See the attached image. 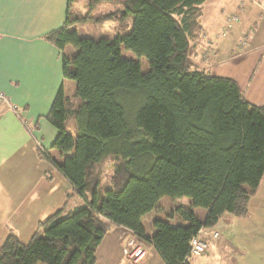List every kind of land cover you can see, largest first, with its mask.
<instances>
[{
    "label": "trees",
    "instance_id": "16d2710c",
    "mask_svg": "<svg viewBox=\"0 0 264 264\" xmlns=\"http://www.w3.org/2000/svg\"><path fill=\"white\" fill-rule=\"evenodd\" d=\"M206 1L121 0V9L102 13L101 4L113 1L90 0L87 15L71 18L67 0L64 23L43 39L76 51L61 62L78 104L60 90L46 116L57 133L50 151L60 160L37 150L70 190L27 243L7 234L0 264H95L115 227L152 246L164 264H188L197 258L189 259L191 241L204 230L225 216H247L264 176V107L247 103L233 80L199 66L204 52L210 56L199 54ZM110 21L117 23L112 39L72 29ZM123 50L144 58L147 71L122 58ZM107 159L112 176L102 184L94 168ZM162 198L187 205L172 210L174 224L156 219L147 232L142 218ZM214 232L204 236L207 249Z\"/></svg>",
    "mask_w": 264,
    "mask_h": 264
},
{
    "label": "crops",
    "instance_id": "0c3cea01",
    "mask_svg": "<svg viewBox=\"0 0 264 264\" xmlns=\"http://www.w3.org/2000/svg\"><path fill=\"white\" fill-rule=\"evenodd\" d=\"M65 7V0H0V93L6 99L0 102V170L9 167L13 157L20 160L22 150V157L34 150L33 133L40 131V120L47 122L48 111L66 82H70L72 92L70 97L63 94L72 103L75 101L74 84L63 78L61 62L62 56L66 52L72 56L73 50L66 46L59 51L43 39L45 33L62 25ZM232 13L239 20L222 31L225 15ZM38 15L54 17L53 23L38 28ZM17 23L21 25L19 31L14 29ZM201 27L203 45L199 54L206 50L210 56L199 66L212 76L233 80L247 103L264 107V0H207ZM48 132L47 144L54 139L56 130ZM37 144L36 140L35 149ZM42 175L38 174L39 183L43 182ZM27 178L24 190L33 175ZM9 184L6 180L5 185ZM262 185L264 176L244 219L225 216L214 230H204L203 236L218 230L219 239L210 241L206 253L191 258L188 264H264V191L261 197L257 194ZM24 190L18 192L23 196ZM49 194L48 190L39 192L38 201L51 200ZM195 214L200 220L204 217L203 211L196 210ZM133 238L128 230L112 228L96 250L95 264H164L150 245H144L147 253L136 263L128 260L126 246Z\"/></svg>",
    "mask_w": 264,
    "mask_h": 264
},
{
    "label": "rangeland",
    "instance_id": "374dc122",
    "mask_svg": "<svg viewBox=\"0 0 264 264\" xmlns=\"http://www.w3.org/2000/svg\"><path fill=\"white\" fill-rule=\"evenodd\" d=\"M42 0H39L41 2ZM113 3H102L100 6L99 11L102 13L114 12L121 9V5L119 4L121 0H112ZM67 0H65V5L67 7ZM91 4L90 0H72L71 7H70V17L71 18H80L87 15L89 10V5ZM65 7V8H66ZM67 9V8H66ZM94 11H92L93 13ZM91 13V14H92ZM64 19L62 22L64 23ZM52 18H46L43 16L38 15V28H42L48 26L53 23ZM239 20L238 15L236 14H229L225 15L224 18V26L222 31L229 28L233 23H236ZM124 25L129 26L131 25V19H125ZM117 26L115 21L106 22L102 25V27L93 26L89 24H83L80 27L75 26L72 29H77L80 36H87V35H99L105 36L104 33L109 34L107 37L112 39L115 35L114 30ZM15 31L21 30V25L17 23L14 27ZM99 31V32H97ZM223 35V34H222ZM69 49H72V56L75 55V50L69 46ZM70 51V50H68ZM204 59L207 60L208 56L206 52H204ZM66 57H72L70 52H66ZM122 58L131 59L134 61H138L142 72L147 71V62L144 58H137L134 54L127 51H122L121 53ZM206 57V58H205ZM70 82H66V85L63 89L64 94L70 97ZM76 101V100H75ZM75 101L73 104L76 105ZM49 112V111H48ZM39 130L38 134L33 133L34 136L31 138L34 142V150L29 152L25 157L23 156V150L21 151V158L14 157L11 159V163L9 167H5L0 170V246L4 242L7 234L10 232L16 234L22 243H27L31 238L33 232L36 229V226L39 222L45 220L52 212L63 203L65 192L69 191V184L66 180L47 162L45 159L42 158L40 151L38 148H42L43 150H47L49 154L55 160L59 161V154L55 151H50V147L54 139L56 138V134L54 139H52L51 143L47 144V137H50L48 131L50 129L54 130L52 126H50L45 119L40 120L39 122ZM42 137V139H41ZM45 138L44 142L42 140ZM36 140L38 142L37 149H35ZM32 143V142H31ZM30 147V145H29ZM41 149V151H43ZM20 161V164H16ZM16 162V163H15ZM112 160L107 159L103 163H100L95 166V171L101 175V182L102 184L106 183L109 184V178L112 176V169H111ZM43 173L40 177L42 178L43 182H38V174ZM32 180L29 182L28 189L24 190V181L26 182L29 176H32ZM27 178V179H26ZM26 179V180H25ZM6 180L10 181L9 185H5ZM6 186V188H4ZM23 189L24 195L20 194L18 190ZM48 190L50 193L49 196L51 200H47L44 198H40L38 201V193L41 191ZM264 191V185H262L258 191V197H261L262 192ZM8 192L10 194H6ZM16 195H20V197H16ZM57 202H55V201ZM186 199L180 200H170L168 198H162L157 206L158 208L153 210L150 214L144 216L142 218V223L147 230L150 231L151 222L154 220H161L171 224L172 220L169 219V216L175 207L180 205H187ZM58 205H57V204ZM52 204V205H51ZM51 205V206H50ZM54 205H57L54 207ZM200 213V212H199ZM236 219V218H235ZM10 230V231H9ZM132 242L140 245L143 250L145 251L143 257L147 253V249L138 243L136 240H131ZM130 241V242H131ZM127 247V246H126ZM127 258V256L125 255ZM141 259V258H140ZM133 263H136L132 261Z\"/></svg>",
    "mask_w": 264,
    "mask_h": 264
},
{
    "label": "built area",
    "instance_id": "2783aa9c",
    "mask_svg": "<svg viewBox=\"0 0 264 264\" xmlns=\"http://www.w3.org/2000/svg\"><path fill=\"white\" fill-rule=\"evenodd\" d=\"M0 102H6V99L2 93H0ZM211 238L212 240L219 239L218 232H214L213 234H211ZM131 240H135V239L133 238ZM130 241L127 243L125 255L127 256L128 260L136 262L143 257L145 251L140 245ZM206 249H207L206 239L204 236L199 235L197 238L191 241L189 259L191 257H198L204 254L206 252Z\"/></svg>",
    "mask_w": 264,
    "mask_h": 264
}]
</instances>
